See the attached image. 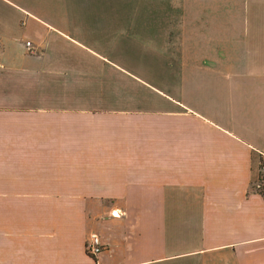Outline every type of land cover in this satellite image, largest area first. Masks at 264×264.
Listing matches in <instances>:
<instances>
[{
  "label": "crops",
  "instance_id": "0c3cea01",
  "mask_svg": "<svg viewBox=\"0 0 264 264\" xmlns=\"http://www.w3.org/2000/svg\"><path fill=\"white\" fill-rule=\"evenodd\" d=\"M263 164L264 0H0V264H264Z\"/></svg>",
  "mask_w": 264,
  "mask_h": 264
},
{
  "label": "built area",
  "instance_id": "2783aa9c",
  "mask_svg": "<svg viewBox=\"0 0 264 264\" xmlns=\"http://www.w3.org/2000/svg\"><path fill=\"white\" fill-rule=\"evenodd\" d=\"M26 46L29 47L30 42H26ZM262 171H264V164L262 165ZM110 216L116 218L120 216V213L118 214L116 210L111 211ZM101 249L102 247H101L100 238L96 234H90L86 242L87 253L92 256H97L101 252Z\"/></svg>",
  "mask_w": 264,
  "mask_h": 264
}]
</instances>
